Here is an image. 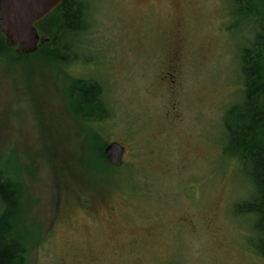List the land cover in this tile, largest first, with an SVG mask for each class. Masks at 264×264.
I'll return each mask as SVG.
<instances>
[{"label": "rangeland", "instance_id": "1", "mask_svg": "<svg viewBox=\"0 0 264 264\" xmlns=\"http://www.w3.org/2000/svg\"><path fill=\"white\" fill-rule=\"evenodd\" d=\"M83 1L70 65L0 55V161L21 170L37 239L26 264H264L234 211L247 167L223 155L255 22L230 0ZM80 78L100 85L97 122L74 115ZM101 141L126 148L121 166L86 167Z\"/></svg>", "mask_w": 264, "mask_h": 264}, {"label": "trees", "instance_id": "2", "mask_svg": "<svg viewBox=\"0 0 264 264\" xmlns=\"http://www.w3.org/2000/svg\"><path fill=\"white\" fill-rule=\"evenodd\" d=\"M234 12L255 22L254 39L240 53V74L243 78L242 102L239 107L233 104L226 111L223 123L226 145L223 155L234 158L247 167L249 195L234 207L237 215H247L254 219L251 229L257 235L254 251L264 259V0H230ZM262 2V4H261ZM87 4L83 0H62L44 19L35 24L42 38H47L34 53L17 55L13 47L6 45L0 32V55L10 63L17 64L23 58L44 57L54 64L65 61L64 67L76 59L72 56L74 42L65 43L72 36L85 30ZM55 17V25H45L44 20ZM253 24V25H254ZM69 96L75 101V116L83 121L97 122L92 108H99L100 85L88 79H75ZM77 95V96H76ZM236 107V108H235ZM87 108L91 110L86 111ZM228 113V114H227ZM98 139L99 136L93 135ZM93 144V143H92ZM91 144V145H92ZM92 156L85 161L86 167L94 169L101 164L110 167L103 155L107 143L95 142ZM118 168V167H117ZM18 168H6L0 161V264H26L29 249L37 239L31 238L25 226L24 184ZM36 235V234H35Z\"/></svg>", "mask_w": 264, "mask_h": 264}, {"label": "water", "instance_id": "3", "mask_svg": "<svg viewBox=\"0 0 264 264\" xmlns=\"http://www.w3.org/2000/svg\"><path fill=\"white\" fill-rule=\"evenodd\" d=\"M62 0H0V32L6 45L17 55L35 52L47 38L40 37L35 24L56 8ZM125 147L108 143L103 149L106 161L113 167L122 165Z\"/></svg>", "mask_w": 264, "mask_h": 264}, {"label": "flooded vegetation", "instance_id": "4", "mask_svg": "<svg viewBox=\"0 0 264 264\" xmlns=\"http://www.w3.org/2000/svg\"><path fill=\"white\" fill-rule=\"evenodd\" d=\"M171 45H173V43H172ZM112 209H113V208H112ZM112 209H111V210H112Z\"/></svg>", "mask_w": 264, "mask_h": 264}]
</instances>
